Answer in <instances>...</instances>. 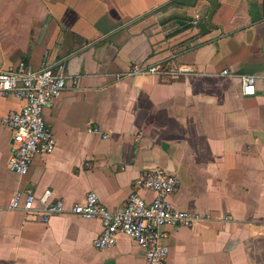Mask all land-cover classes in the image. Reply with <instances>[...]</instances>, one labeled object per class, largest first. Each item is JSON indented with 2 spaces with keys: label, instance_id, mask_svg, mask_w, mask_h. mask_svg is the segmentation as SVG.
Instances as JSON below:
<instances>
[{
  "label": "crops",
  "instance_id": "1",
  "mask_svg": "<svg viewBox=\"0 0 264 264\" xmlns=\"http://www.w3.org/2000/svg\"><path fill=\"white\" fill-rule=\"evenodd\" d=\"M24 60L62 62L68 79L44 114L56 150L25 176L9 171L5 122L24 103L0 97V264H148L125 235L97 249L99 219L9 206L51 189L67 208L95 192L115 212L154 169L179 180L171 207L204 218L164 228V264H264V90L243 96L237 78L264 75V0H0V70ZM156 65L193 73L117 78Z\"/></svg>",
  "mask_w": 264,
  "mask_h": 264
},
{
  "label": "built area",
  "instance_id": "2",
  "mask_svg": "<svg viewBox=\"0 0 264 264\" xmlns=\"http://www.w3.org/2000/svg\"><path fill=\"white\" fill-rule=\"evenodd\" d=\"M198 21L194 22L197 25ZM188 67L163 68L159 65L148 68L135 67L122 72L117 78H133L138 75L180 78L191 75ZM224 76H232L227 70ZM243 96H256L258 85L264 90V75L243 74L237 77ZM68 76L64 63L45 66L35 70L25 60L20 61L9 71L0 70V97L14 96L23 101L20 111L12 112L5 118L13 133L14 152L9 161V171L19 176L30 172L37 155H51L57 141L47 127L45 111L57 102L67 86ZM179 187V180L162 170L154 169L136 180L135 189L126 205L118 211H110L104 206L95 192H90L83 203L67 208L61 200L53 199L51 189L37 195L33 191L17 192L10 202V209L40 215L48 223L52 216L72 214L86 219H99L103 231L95 240L100 250L115 246L117 237L125 235L140 246L148 264H164L169 256V247L164 244L166 227L192 228L203 222L199 214L177 210L170 206L169 197ZM151 192L154 197L148 200L142 192Z\"/></svg>",
  "mask_w": 264,
  "mask_h": 264
},
{
  "label": "water",
  "instance_id": "3",
  "mask_svg": "<svg viewBox=\"0 0 264 264\" xmlns=\"http://www.w3.org/2000/svg\"><path fill=\"white\" fill-rule=\"evenodd\" d=\"M199 27L201 28L202 31H205V27H206V25H205V24H200Z\"/></svg>",
  "mask_w": 264,
  "mask_h": 264
}]
</instances>
